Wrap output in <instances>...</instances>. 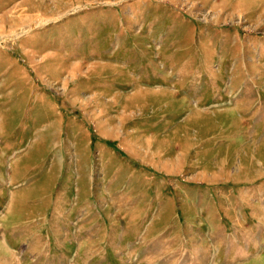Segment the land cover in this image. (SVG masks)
<instances>
[{"label":"rangeland","instance_id":"1","mask_svg":"<svg viewBox=\"0 0 264 264\" xmlns=\"http://www.w3.org/2000/svg\"><path fill=\"white\" fill-rule=\"evenodd\" d=\"M0 264H264V0H0Z\"/></svg>","mask_w":264,"mask_h":264}]
</instances>
